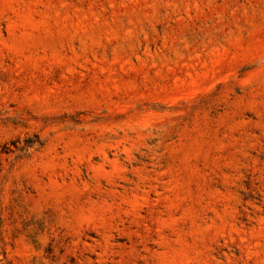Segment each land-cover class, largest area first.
Instances as JSON below:
<instances>
[{"label":"rangeland","instance_id":"rangeland-1","mask_svg":"<svg viewBox=\"0 0 264 264\" xmlns=\"http://www.w3.org/2000/svg\"><path fill=\"white\" fill-rule=\"evenodd\" d=\"M0 264H264V0H0Z\"/></svg>","mask_w":264,"mask_h":264}]
</instances>
